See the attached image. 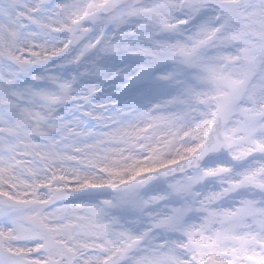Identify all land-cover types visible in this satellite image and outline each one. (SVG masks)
Here are the masks:
<instances>
[{
  "label": "snow or ice",
  "instance_id": "obj_1",
  "mask_svg": "<svg viewBox=\"0 0 264 264\" xmlns=\"http://www.w3.org/2000/svg\"><path fill=\"white\" fill-rule=\"evenodd\" d=\"M0 264H264V0H0Z\"/></svg>",
  "mask_w": 264,
  "mask_h": 264
}]
</instances>
